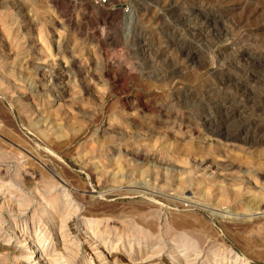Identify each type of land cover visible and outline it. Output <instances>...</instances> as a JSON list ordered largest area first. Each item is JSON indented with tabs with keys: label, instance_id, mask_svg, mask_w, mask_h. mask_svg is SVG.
<instances>
[{
	"label": "rangeland",
	"instance_id": "374dc122",
	"mask_svg": "<svg viewBox=\"0 0 264 264\" xmlns=\"http://www.w3.org/2000/svg\"><path fill=\"white\" fill-rule=\"evenodd\" d=\"M215 1L0 0V264H264V8Z\"/></svg>",
	"mask_w": 264,
	"mask_h": 264
},
{
	"label": "bare ground",
	"instance_id": "6f19581e",
	"mask_svg": "<svg viewBox=\"0 0 264 264\" xmlns=\"http://www.w3.org/2000/svg\"><path fill=\"white\" fill-rule=\"evenodd\" d=\"M213 1V0H212ZM216 1H219L218 2V8H219V15H220V17H218V16H212V19L213 20H215V19H228V18H230L231 17V15H230V12H231V7H234V6H232V5H229V1L228 0H216ZM216 1H215V3H216ZM237 2H240V4L239 5H241L240 6V9H241V12H240V14H243L244 16H242V15H240V16H242V18H240L239 20H237L236 22H234L233 24H231V26L233 27V29L232 30H234V31H236L235 33L236 34H238L239 36L238 37H240V41H241V43L243 42V41H246V40H248V39H251V38H253L254 36H259L261 33V29H262V26H259L258 24L257 25H255L254 27H251V24H250V21L253 19V18H255V16H256V14L257 13H260L259 11H263V10H261V9H263L264 8V0H237ZM216 5V4H215ZM236 6V5H235ZM217 15V14H216ZM260 15V14H259ZM240 16H238V17H240ZM234 18V17H233ZM229 20V19H228ZM232 20V19H231ZM226 22V21H225ZM264 22V21H263ZM230 23V22H229ZM214 24V23H213ZM226 25V24H225ZM226 27H227V25H226ZM229 27V26H228ZM214 28V27H213ZM227 29V28H226ZM230 29V28H229ZM215 30V29H214ZM225 31V30H224ZM230 31V30H229ZM229 31H227L228 32V34H230L229 33ZM233 31V32H234ZM260 31V32H259ZM226 32V31H225ZM231 32V31H230ZM232 34V33H231ZM220 35V34H219ZM233 35V34H232ZM215 36V35H214ZM229 36V35H228ZM264 36V35H263ZM223 38V37H222ZM261 38V37H260ZM264 38V37H263ZM237 41V40H236ZM238 43V42H237ZM239 45V44H238ZM235 47H237L236 46V44H235ZM235 47H234V49H235ZM238 48V47H237ZM236 48V49H237ZM239 48H240V46H239ZM238 48V49H239ZM235 49V50H236ZM264 49V48H263ZM216 71V70H215ZM214 72V71H213ZM80 194V193H79ZM3 197V196H2ZM95 197V196H94ZM3 199V198H2ZM3 201V200H2ZM69 201V200H68ZM5 203V202H4ZM62 203V202H61ZM60 203V204H61ZM65 203L67 204L68 202H66L65 201ZM86 203H88V202H86ZM93 203V202H92ZM258 205H260V204H262V205H264V201L263 200H259L258 202ZM91 204V203H90ZM59 205V204H58ZM58 205H57V208H55V209H58V210H56L57 211V214H58V211L60 210L59 208H58ZM70 205V207H71V205L72 204H68L67 206H69ZM93 205V204H92ZM62 206V205H61ZM64 206H65V204H64ZM56 207V206H55ZM70 207H68L69 209H70ZM63 208H65V207H63ZM55 209H53V210H55ZM63 210V209H62ZM61 210V212H63ZM67 210V209H66ZM65 210V211H66ZM72 210V209H71ZM70 210V211H71ZM91 210V209H90ZM93 210V209H92ZM69 211V210H68ZM69 211V212H70ZM94 212V211H93ZM52 214H53V212H51ZM66 213H67V211H66ZM72 213V212H71ZM70 213V214H71ZM60 214H62V213H60ZM89 214V213H88ZM87 214V215H88ZM59 215V214H58ZM73 214H71V216H72ZM86 215V214H85ZM91 215H93V214H91ZM57 216V215H56ZM70 216V217H71ZM62 217V216H61ZM70 217H67V218H70ZM83 217V216H82ZM66 218V219H67ZM185 218V217H184ZM61 219H63V218H61ZM150 219V218H149ZM58 220V219H57ZM83 220V219H82ZM59 221V220H58ZM70 221V220H69ZM84 221V220H83ZM90 221V220H89ZM60 222H61V220H60ZM67 222V221H66ZM92 222V221H91ZM237 222V221H236ZM56 223V222H55ZM64 223L65 222H61V224H60V230L63 232V231H65L66 229L64 228ZM69 223V222H68ZM81 223V222H80ZM86 223V222H85ZM85 223H84V225H85ZM94 223V222H93ZM239 223V222H238ZM152 223L151 222H146L145 223V225L146 226H148L149 228L150 227H152V225H151ZM173 224H174V222H173ZM172 224V225H173ZM194 224V223H193ZM66 225H67V223H66ZM92 225V224H91ZM95 225V224H94ZM189 225V221L187 222H185L184 224H176V227L177 228H184V227H186V226H188ZM195 225V224H194ZM69 226H70V224H69ZM69 226H67L66 228H68ZM98 226V225H97ZM96 226V227H97ZM137 226V225H136ZM174 226V225H173ZM153 227H154V225H153ZM152 227V228H153ZM175 227V228H176ZM132 228V227H131ZM57 229H59V228H57ZM84 229V228H83ZM89 229V228H88ZM87 229V230H88ZM136 229V228H135ZM85 230V229H84ZM90 230V229H89ZM139 230V229H138ZM155 230V229H154ZM58 231V230H57ZM60 231V232H61ZM150 231V230H149ZM188 231V230H187ZM72 232V231H71ZM86 232V231H85ZM143 232V231H142ZM154 232H156V231H154ZM59 233V232H58ZM57 233V234H58ZM87 233H89V232H87ZM90 233L92 234V231L90 230ZM67 233H64L63 232V236H65ZM85 234V233H84ZM96 235V234H95ZM156 235V234H155ZM168 235V234H167ZM177 235H178V233H177ZM68 236V234L65 236V237H67ZM70 236V235H69ZM90 236V235H89ZM121 236V235H120ZM132 236V235H131ZM148 236V235H147ZM59 237H61V235L59 236ZM150 237V236H149ZM149 237H147V238H149ZM152 237V236H151ZM155 237V236H154ZM73 238V237H72ZM85 238V237H84ZM90 238V237H89ZM121 238H122V236H121ZM121 238H119V239H121ZM141 239H142V237H140ZM153 238V237H152ZM182 238H184V240L187 242V245L188 246H190L191 245V243H189V239H188V236H183ZM68 239V238H67ZM87 239H88V237H87ZM136 239V238H135ZM180 239V238H179ZM62 240H64V239H62ZM71 240V239H70ZM102 240V239H101ZM145 240V239H144ZM65 241V240H64ZM72 241H74V240H72ZM119 241V240H118ZM121 241H123V238H122V240ZM135 241V240H134ZM140 241V240H139ZM138 241V242H139ZM142 241V240H141ZM154 241H156V239H154ZM70 242V241H69ZM68 242V243H69ZM75 242V241H74ZM90 247L94 250V252L92 253V254H95L96 255V259H95V261H89V264H116V262L118 261V260H120V259H122V258H125L128 262H126V264L127 263H129V264H150L153 260H154V258H155V256H153V255H151V254H148V251H146V249L145 248H143V246L142 245H137V246H135V248H133V247H129V249H127L128 251H125V249H121L120 251L119 250H117V249H115L116 247H117V245L114 247V251H109V247L105 244V243H103L102 241H100L99 239H96V238H94L93 237V235H92V237L90 238ZM124 242V241H123ZM150 242H152V241H150ZM207 242V241H206ZM67 243V242H66ZM120 243V242H119ZM126 243V242H125ZM131 243V242H130ZM72 244V243H71ZM70 244V245H71ZM89 244V243H88ZM110 244V243H109ZM117 244V243H116ZM122 244V243H121ZM124 244V243H123ZM122 244V245H123ZM139 244V243H138ZM141 244V243H140ZM154 244V243H153ZM64 245V244H63ZM66 245V244H65ZM125 245V244H124ZM129 245H131V244H129ZM134 245H135V243H134ZM66 246H68V245H66ZM132 246V245H131ZM146 246V245H145ZM42 247V246H41ZM120 247V246H119ZM149 247V246H148ZM156 247V246H155ZM72 248H74V247H72ZM121 248V247H120ZM126 248V247H125ZM186 248V247H185ZM148 249V248H147ZM44 250V249H43ZM43 250H36L35 252H34V254H36V256H35V258L34 259H32V263L31 264H55V257H53V254H51L52 252H51V250H50V252L51 253H48V252H44ZM151 250H152V248H151ZM154 251V250H153ZM193 251V250H192ZM114 252H116V255H114ZM188 252V251H187ZM191 252V251H190ZM189 252V253H190ZM209 252V251H208ZM232 252V251H231ZM54 253V252H53ZM152 253V252H151ZM154 253V252H153ZM159 253V252H158ZM198 253V252H197ZM56 254V253H55ZM58 255H59V253H57ZM57 254H56V259H57ZM173 255V254H172ZM193 255V254H192ZM194 255H196L195 257H190V254H186V255H180V256H176V257H172L171 259H172V261L173 262H171L172 264H193V262H194V260L196 261V259L199 257V255L198 254H194ZM234 255V254H233ZM159 256V255H158ZM175 256V255H174ZM235 256H236V261L239 263V264H250L249 262H248V260H249V258H242L241 256H239V253H236L235 252ZM98 257H100V260L98 259ZM170 257V256H169ZM243 257H245V256H243ZM207 259V258H206ZM92 260V259H91ZM161 260V259H160ZM30 261V260H29ZM57 261H59V260H57ZM102 261V262H101ZM157 261V260H156ZM155 261V262H156ZM208 261V260H207ZM206 261V262H207ZM203 263V262H202ZM56 264H58V262H56ZM62 264V263H61ZM124 264V263H123ZM156 264V263H155Z\"/></svg>",
	"mask_w": 264,
	"mask_h": 264
},
{
	"label": "built area",
	"instance_id": "2783aa9c",
	"mask_svg": "<svg viewBox=\"0 0 264 264\" xmlns=\"http://www.w3.org/2000/svg\"><path fill=\"white\" fill-rule=\"evenodd\" d=\"M95 4L100 6L110 5V0H92ZM115 9V6H112Z\"/></svg>",
	"mask_w": 264,
	"mask_h": 264
}]
</instances>
